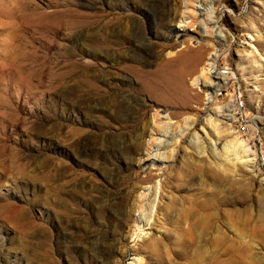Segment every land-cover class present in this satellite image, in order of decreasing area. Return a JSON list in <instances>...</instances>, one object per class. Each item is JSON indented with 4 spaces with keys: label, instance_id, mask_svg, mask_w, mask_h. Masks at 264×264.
I'll list each match as a JSON object with an SVG mask.
<instances>
[{
    "label": "rangeland",
    "instance_id": "374dc122",
    "mask_svg": "<svg viewBox=\"0 0 264 264\" xmlns=\"http://www.w3.org/2000/svg\"><path fill=\"white\" fill-rule=\"evenodd\" d=\"M182 1L0 0V264H264V0H214L222 34L179 45ZM215 49L205 142L182 132ZM183 54L177 94L142 89Z\"/></svg>",
    "mask_w": 264,
    "mask_h": 264
},
{
    "label": "bare ground",
    "instance_id": "6f19581e",
    "mask_svg": "<svg viewBox=\"0 0 264 264\" xmlns=\"http://www.w3.org/2000/svg\"><path fill=\"white\" fill-rule=\"evenodd\" d=\"M213 2H214V0H183L180 4H178L179 6L184 8V11H182V13L180 15L181 18H180L178 29L175 32L177 41H179V45H184L187 40L191 41L193 39V34L191 33V30L201 32L202 36H200V39H202V38L204 39V35L207 37L214 35L213 33L216 31L219 34H222V30H221V28H219V26L217 27V26L213 25V23L212 24L209 23V22H211V20L208 22V20H209L208 18L206 21L201 19V17H204L205 15H207V17H209L208 14H212L215 12L214 8H213ZM179 9H180V7H179ZM180 12H179V14H180ZM176 14H177V12H176ZM135 21H137V20H135ZM212 37H214V36H212ZM212 46H213V44H212ZM172 49L173 48L170 49V52H168L167 55H170V54L173 55L174 52L172 51ZM186 57H187V55L183 54V55H180L176 60L168 61L166 63V65H164L163 68L153 72V74H152L154 77L161 78V79H159V81L161 80V82H160L161 84H155V85L150 84V86L143 85L142 89L145 92L150 93L151 97H158L161 95L160 97L162 98V92H163L165 87H167L170 91H172V93L177 94V92H178L177 87L182 82V73H179V72L175 73L174 71H172V68L177 63H179L180 61L185 60ZM217 58H218V51L215 49L209 55V58L208 59L206 58L207 63L205 64L204 67L202 66L203 68L201 70L200 75L192 80L193 86L204 92L205 97H206V102L208 104H211V106L216 102L215 101L216 90L221 85V83L219 84V82H222V81L225 82L228 79V75L224 74L223 72H221L219 70V68L217 66ZM133 73H136V70L134 68H133ZM136 74L138 75V73H136ZM143 79H145V78H143ZM149 82H151V81H149ZM149 82H148V84H149ZM155 82H158V79ZM158 85L159 86L161 85V88L159 89V91L157 90L159 87H155ZM162 86H163V88H162ZM149 88H150V90H148ZM145 101H146L145 103H149L148 99ZM155 108L156 109H155V112L153 114V122H152V125H153L152 134L160 133V132L166 133V134L169 133V131H170L169 130L170 119H171L170 112H168L167 109L161 110L160 108H158V106H155ZM206 110H207V113L204 115V118H202L200 120V122L195 123L196 120L193 122L194 119L193 120L190 119V121H192L193 123L190 122L192 124L191 125L188 124L189 127H187V129H185L182 132L183 135L181 133L182 136H190V138L197 136V137L202 138L206 142L207 138L210 139V137H212V136L215 137V136L220 135L221 127L216 122L218 121L219 116L228 117L229 115H225L224 111H221L220 109H218L216 107L213 108V106L211 108L207 107ZM220 122H222V121L220 120ZM222 123H224V122H222ZM204 141H203V143H204ZM148 151H150V150H148ZM150 154H151V152H148L147 158L151 157ZM154 156H156V155H154ZM156 159H158V156ZM154 162L155 161H153L151 165H155ZM145 164H146V162H145ZM155 191H156L155 194L157 196L158 188H156ZM144 199H146V198H144ZM137 221L140 224L142 222H144L142 220V217H140V216L138 217ZM147 222L142 223V224L145 225V224H147ZM140 229H141V226H140Z\"/></svg>",
    "mask_w": 264,
    "mask_h": 264
}]
</instances>
